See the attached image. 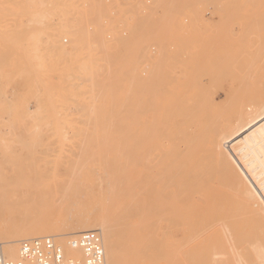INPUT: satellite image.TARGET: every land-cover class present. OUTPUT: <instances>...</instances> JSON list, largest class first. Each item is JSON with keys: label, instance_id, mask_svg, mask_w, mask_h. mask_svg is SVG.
Masks as SVG:
<instances>
[{"label": "rangeland", "instance_id": "obj_1", "mask_svg": "<svg viewBox=\"0 0 264 264\" xmlns=\"http://www.w3.org/2000/svg\"><path fill=\"white\" fill-rule=\"evenodd\" d=\"M73 192L96 217L145 203L186 264L219 237L244 264L227 240H264V0H0V227L69 220L49 210Z\"/></svg>", "mask_w": 264, "mask_h": 264}, {"label": "bare ground", "instance_id": "obj_2", "mask_svg": "<svg viewBox=\"0 0 264 264\" xmlns=\"http://www.w3.org/2000/svg\"><path fill=\"white\" fill-rule=\"evenodd\" d=\"M149 163L153 164V162H148V164ZM148 164L146 163L145 166L146 167L149 166ZM131 188H134V185ZM141 188H139L140 191L142 190ZM50 190H52V188ZM132 193H127V194H132ZM141 193L142 194H140V196L142 197L144 192H141ZM76 196H77L76 192L69 193V194L61 193V196L59 198L56 197L59 202V209L52 210L53 208H56L55 206L52 205L53 208L49 210L50 212L52 211V213H50L51 216L54 212H59V213H64V214H67L68 212L69 213L74 212L75 208L72 210V207H69V206H73V204L76 203L75 202ZM126 197H128V195ZM124 199L126 200L127 198H124ZM142 199L143 198L138 199V202L139 200H142ZM46 201H47V204L49 201V205L52 202V200H49L48 198L46 199ZM135 202L136 200L134 201V204H133L132 200H130V202H125V201L120 202L117 200L109 199V201H107L105 205L99 204L100 210L104 213L103 217L92 216L90 213H87L86 210H83V211L75 210L74 213H76V215L69 220L64 218V220L62 221L60 217L53 220V218L45 215L44 217L41 218V220H38L39 222L25 223V221L28 220L25 216L21 214L17 216H13L10 221L8 220V222L10 223L9 225L0 227V253L3 255L5 259L12 261V262H22V264H36L34 261L24 260L21 257L20 247L18 250V245L22 241H25V240L29 241L34 238H44V237H50V238L52 237H63L64 238L65 237L68 240L63 241V238L60 239L62 243V244L60 243V245L62 246V249L65 255L66 256L69 255L70 257L74 259L81 260L83 257L82 251L79 248L72 246L71 242L75 241L78 235H80L82 232L97 231L99 235L101 236V239L103 242L106 264H184V263L186 264V261L189 258L187 256H183L182 248L184 246V243L182 241L180 242L179 240L178 241L168 240L169 242L168 244L166 243V246H165L164 236L163 238H161V243H160V238H159L160 234H157L155 230L156 225L154 226L156 222V218L154 216H153L154 218H151V219L147 217V213H149V209H146L144 207L145 203L138 205V204H135ZM60 205L62 207H60ZM253 206L256 207L257 209L256 212L258 214L264 213L263 211L264 207H262L261 211L258 210L260 209L259 207L260 205L257 204V202L254 203ZM169 218L170 217H168V219ZM153 219H155V221H152ZM55 220H57L58 222L55 223ZM179 220H182V219H179ZM168 221H171V219H169ZM256 223H259V222H256ZM183 224H184L183 221L181 223L178 222L176 224L177 228H175V230L177 229V231H181V230L183 231ZM172 230H174V228ZM231 230H233V228ZM236 230H233V231L236 233ZM227 231H229V228H227L226 230L227 235L224 233L225 231H223V234H225L226 236H228L229 233L231 235L232 234L234 235V232L228 233ZM240 233L241 232H239V234ZM242 235L243 234H241V236ZM226 236L222 235V239L224 240L221 242L227 243L225 241ZM245 236H247L248 238ZM228 237L231 238V236H228ZM244 237L245 238L241 237L242 239H244V241L245 239L246 240L248 239L249 241H252L251 239H253V237L249 239V235H246V234L244 235ZM219 238L221 239V237ZM220 239L217 240V237H216L218 244H220L219 243ZM229 240H227L229 242V245L233 246L232 247L233 253L231 254L232 256L237 257V255H240L241 253V257H242L241 259L244 264H264V248L262 247L264 245L259 246L262 241H263L262 244H264V240H262L261 242L260 240L259 242L256 240V242L260 243L259 245L258 244L256 245L255 242H254L255 244L253 242H247L248 245L244 250L240 249L239 247L236 248V246H235L236 248L235 250L233 243L232 244L230 243L232 242V240L230 241ZM217 241H216V248L214 247L213 250L217 249L219 251L221 249L220 247L221 244L218 245ZM235 241L236 240L234 238L233 242ZM208 242H212L211 244H214L213 241L209 240ZM242 243H245V242L242 241L241 244ZM238 244L240 245V243ZM161 245H162V248H160ZM204 248H206L207 250L209 249V252L212 251L209 245L204 246ZM223 248L226 249L229 247L224 246ZM223 248H222L223 252L219 251L217 254L215 253L217 250L212 252L213 256L216 254L214 256L215 260H213L214 258L213 259L210 257L207 258V256H212V254L210 253L211 254L210 255L208 251L207 253L209 255L206 254L207 255L206 257L203 255L204 259L205 258L211 259L213 260L214 264H224L227 258L231 256H230V252L226 251L227 249L225 250L226 251L225 252ZM206 249L203 251V254L206 251ZM200 254L202 255V250ZM201 255L200 257L198 256V258L193 264H197L200 261V259L202 260L203 257H201ZM192 257H190L189 260H191V258L195 260L194 256ZM204 259L203 261H201L202 263L204 262ZM205 264H207V262H205Z\"/></svg>", "mask_w": 264, "mask_h": 264}, {"label": "built area", "instance_id": "obj_3", "mask_svg": "<svg viewBox=\"0 0 264 264\" xmlns=\"http://www.w3.org/2000/svg\"><path fill=\"white\" fill-rule=\"evenodd\" d=\"M71 245L82 251L81 260L66 256L62 246L50 237L22 241L20 254L24 260L34 261L36 264H106L103 242L97 231L82 232ZM0 264L22 262L9 261L0 253Z\"/></svg>", "mask_w": 264, "mask_h": 264}]
</instances>
